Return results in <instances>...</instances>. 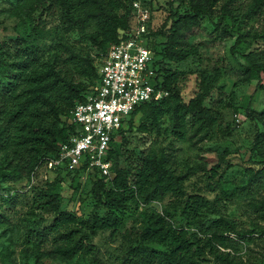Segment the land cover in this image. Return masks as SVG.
I'll return each mask as SVG.
<instances>
[{"label":"trees","instance_id":"obj_1","mask_svg":"<svg viewBox=\"0 0 264 264\" xmlns=\"http://www.w3.org/2000/svg\"><path fill=\"white\" fill-rule=\"evenodd\" d=\"M134 1L28 0L20 6L24 30L13 38V52L0 59L4 77L0 79V182L22 176L31 179L49 158L59 155L60 143L77 129L71 119L72 109L87 98L100 80L98 58L112 43L127 37L133 24ZM176 1L166 0L170 8L165 20L157 28L149 26L158 86L168 94L139 104L113 133L107 155L112 161L111 176L98 169L87 170L86 164L75 170L62 165L51 168L55 176L36 191L30 210L32 215L38 214L37 209L46 211L51 219L41 230L31 231L34 244L26 247L28 253L66 262L79 254H88L90 259L81 264H108L97 255L91 238L102 230L117 233L132 204L147 205L171 196L168 207L180 211L189 223L203 221V215L212 209L214 202L209 197L187 189L186 180L194 173L193 167L181 164L169 152L153 150L140 156L137 164H119L122 142L128 140L125 124L130 122L131 127L136 113L148 109L151 128L142 123V131L162 130L167 117L168 131L179 140L195 144L208 137L214 124L222 120L219 112L205 103L220 71L217 69L212 75L202 65L201 50L188 40L189 34L201 26L204 16L214 21L215 15H219L216 27L225 16L233 23L243 22L249 15L264 16V0L245 4H237L236 0ZM142 2L150 10L155 9L153 0ZM49 21L55 22V35L51 42H42ZM72 32L89 42L93 50L72 41ZM248 39L249 48L242 52L246 61L244 78L257 79L256 89L261 92L264 105V28L241 31L236 43ZM190 58L196 60V69L191 71L196 73L197 90L185 100L183 89L188 73L182 65ZM246 114L260 122L251 151L261 158L256 167L249 168L248 183L264 184V107L260 111L248 108ZM232 129L233 124L226 126L227 132ZM223 159L209 169L204 168L209 177L216 176ZM86 172L84 180L77 181ZM65 175L81 186L91 184L95 203L87 217L81 218L62 207L60 184ZM255 205L264 209V196ZM143 214L145 223L130 226L123 233L126 255L121 264H196L207 249L214 264H248L227 250L232 234L245 236L254 231L239 228L234 218L220 214L211 219L205 237L199 238L188 227L176 225L164 211L151 209Z\"/></svg>","mask_w":264,"mask_h":264},{"label":"rangeland","instance_id":"obj_2","mask_svg":"<svg viewBox=\"0 0 264 264\" xmlns=\"http://www.w3.org/2000/svg\"><path fill=\"white\" fill-rule=\"evenodd\" d=\"M28 0H0V59L13 52L11 43L24 30L23 16L20 6ZM187 1V0H186ZM250 0H236L237 4H245ZM142 2V0H141ZM179 1H176V4ZM143 3V2H142ZM162 3V4H161ZM144 4V3H143ZM150 10V28H157L169 13L170 5L166 0H153ZM146 5V4H144ZM220 5L216 10L219 11ZM218 13V12H217ZM219 15L214 21L204 16L200 27L189 34L188 40L197 44L201 50L202 65L214 75L219 69V79L206 104L218 111L222 116L219 123L214 124L209 136L195 144L179 140L168 131V119L165 117L162 130L142 131V123L151 128L148 109L140 110L130 122L125 124L127 141L122 142L119 164H137L139 157L149 151H166L181 164H189L195 170L186 180L190 193L199 192L209 197L214 203L212 209L202 217L203 221L189 223L180 211L168 207L171 196L161 201H152L147 205L132 204L125 212V220L121 229L112 234L111 230H102L91 238L99 258L108 264H121L126 255V240L123 233L130 226L145 223L144 210L156 209L166 212L178 226L189 228L199 238L206 235L210 220L220 214L234 218L239 228L254 230L245 236L232 234L229 250L236 259L248 264H264V209L255 203L264 196V184L253 183L249 186V168L257 166L261 157L251 151L252 141L260 122L248 116V108L260 111L264 105L261 92L256 89L257 79L244 78L242 52L248 50V41L236 43L238 34L249 27L263 29L262 14L249 15L243 22H234L225 16L215 26ZM55 22L49 21L41 37L42 42H51L55 35ZM69 38L77 45L93 50L89 42L77 32L69 34ZM162 40V38H161ZM3 44V45H2ZM2 45V46H1ZM2 56V57H1ZM196 60H186L182 67L188 73L185 79L183 96L185 100L197 90ZM0 79L4 80L0 72ZM233 124L231 132L226 126ZM129 127V128H128ZM120 142V141H119ZM220 168L216 176L209 177L204 168L216 165L219 159ZM54 172L46 165L40 166L31 179L25 176L0 182V264H81L90 259V255L79 254L66 262L60 258L40 257L28 253L26 247L33 246L31 231L41 230L50 219L51 214L37 209V215L30 213L34 204L36 191L45 187L46 181L53 178ZM71 176L65 175L60 184L61 202L64 209L76 212L81 218L87 217L94 206L95 200L91 193V184L81 186L78 180L71 182ZM14 196V199L11 197ZM103 213L104 209L101 208ZM7 217V219H6ZM257 226H260L259 228ZM257 228V229H256ZM39 259V263L37 262ZM196 264H214L213 256L207 249L204 257Z\"/></svg>","mask_w":264,"mask_h":264},{"label":"built area","instance_id":"obj_3","mask_svg":"<svg viewBox=\"0 0 264 264\" xmlns=\"http://www.w3.org/2000/svg\"><path fill=\"white\" fill-rule=\"evenodd\" d=\"M150 12L141 0L134 1L127 37L112 43L98 58L100 80L72 109L76 132L60 143L59 155L49 158L46 166L75 170L86 164L87 170L98 169L111 176L112 161L107 155L113 133L139 104L168 94L158 86L155 50L150 45Z\"/></svg>","mask_w":264,"mask_h":264}]
</instances>
